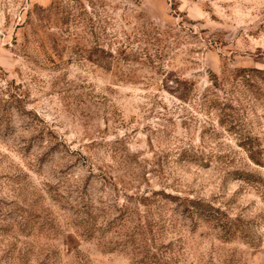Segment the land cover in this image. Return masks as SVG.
<instances>
[{
    "label": "rangeland",
    "instance_id": "obj_1",
    "mask_svg": "<svg viewBox=\"0 0 264 264\" xmlns=\"http://www.w3.org/2000/svg\"><path fill=\"white\" fill-rule=\"evenodd\" d=\"M0 264H264V0H0Z\"/></svg>",
    "mask_w": 264,
    "mask_h": 264
}]
</instances>
